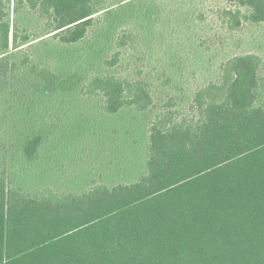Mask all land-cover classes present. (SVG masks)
Instances as JSON below:
<instances>
[{
  "label": "trees",
  "instance_id": "16d2710c",
  "mask_svg": "<svg viewBox=\"0 0 264 264\" xmlns=\"http://www.w3.org/2000/svg\"><path fill=\"white\" fill-rule=\"evenodd\" d=\"M225 28L264 24V0H221ZM106 0H0V95L28 70L35 40L84 41ZM28 11L44 21L21 28ZM14 14V17L12 15ZM116 48L81 91L107 115L158 110L148 127L146 168L131 182L97 183L80 191L25 189L0 164V264H264V59L234 54L219 76L194 94L192 115L159 106L144 71ZM132 76L112 72L124 61ZM59 129L43 120L20 146L35 161Z\"/></svg>",
  "mask_w": 264,
  "mask_h": 264
},
{
  "label": "rangeland",
  "instance_id": "374dc122",
  "mask_svg": "<svg viewBox=\"0 0 264 264\" xmlns=\"http://www.w3.org/2000/svg\"><path fill=\"white\" fill-rule=\"evenodd\" d=\"M221 0H106L88 36L72 46L47 35L28 48L34 62L16 73L0 95V164L10 180L25 189L51 186L80 191L97 183L131 182L144 172L149 114L126 109L107 115L100 101L82 93L92 73L104 72L103 60L116 48L123 29L134 33L124 51L144 71L159 106L174 103L183 116L192 115L196 91L215 80L220 64L234 54L253 52L264 59V24L238 31L222 26ZM14 17V14L12 15ZM20 27L36 31L44 21L24 11ZM112 72L132 76L126 60ZM59 124L35 161L20 146L43 120Z\"/></svg>",
  "mask_w": 264,
  "mask_h": 264
}]
</instances>
